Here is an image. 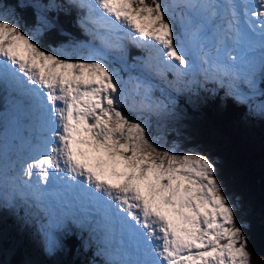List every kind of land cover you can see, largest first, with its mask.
Segmentation results:
<instances>
[{
    "label": "snow or ice",
    "instance_id": "snow-or-ice-1",
    "mask_svg": "<svg viewBox=\"0 0 264 264\" xmlns=\"http://www.w3.org/2000/svg\"><path fill=\"white\" fill-rule=\"evenodd\" d=\"M68 4L84 10L78 23L100 47L77 42L42 49L15 11L0 9V88L22 98L16 106L39 133L29 142L35 155L13 177L14 186L44 213L47 222L37 223L45 251L61 247L59 237L77 234L103 258L99 264H264L249 248L248 224L237 222L214 160L194 148L178 154L153 143L145 124L120 106H127L134 84L142 108L160 107L154 86L147 76L125 81L106 62L108 50L128 41L149 50L146 69H153L155 53V71L173 72L178 81L198 62L236 73L248 63L239 51L244 45H258L264 60V0H181L180 33L161 0ZM216 19L221 23L213 25ZM37 21L50 26L42 15ZM16 194L0 199L13 207Z\"/></svg>",
    "mask_w": 264,
    "mask_h": 264
},
{
    "label": "rangeland",
    "instance_id": "rangeland-1",
    "mask_svg": "<svg viewBox=\"0 0 264 264\" xmlns=\"http://www.w3.org/2000/svg\"><path fill=\"white\" fill-rule=\"evenodd\" d=\"M17 2V6L19 7H22V3L31 4V8L36 14V22L29 29L25 30L31 31L36 37L38 35L37 29L42 31L49 29L52 25L57 26L50 16L45 15L47 8L54 9L50 6L53 4L57 5L56 0H17ZM59 2L61 4H68V0H59ZM161 2L167 6V11L172 13V23L176 31L180 33L182 23L181 13L186 11L185 9L176 7L177 4L181 3V0H161ZM218 2H223V0H218ZM5 7L2 4V0H0V9H4ZM6 10L9 13L15 11L18 16L14 6L11 8L6 7ZM83 12L84 10L79 9L77 16L74 15L69 18L73 21L72 24H74L77 32H79V36L61 37L53 47L77 42L100 47V42L93 36L86 34L85 30L78 23ZM41 15L49 21L50 26L44 27L37 21V17ZM220 23L218 19L213 21V25ZM20 25H22L21 21ZM21 28L23 29V27ZM211 28L212 26H209L206 31L209 39L212 38ZM63 35L66 36L65 33ZM113 42L115 43V38H113ZM185 44L186 46L189 44L187 37H185ZM128 48H134L132 54L127 53ZM239 51L241 54L246 55L248 63L242 65L236 73H224L211 64L198 62L199 67L196 71L182 77L179 81L173 72L163 70L161 74L155 71L156 68L160 67L159 61L155 58V53H153L154 58L152 60L153 69H146L144 61L149 55V50L137 48L128 41H124L123 49L112 48L108 50L106 62L109 63L110 67L117 70L125 81L129 79H144L147 76L154 86L151 95L153 100L162 102L160 107H156L154 104L151 109L142 108L139 104L140 98L132 90L134 84L129 85L130 94L127 106H120L122 112H127L123 110H128V114H131V116H128L130 119L139 120L145 124L148 128L149 139L153 143L160 148H175L178 154H182L184 150L193 148L201 154H206L212 149L199 145L197 143V135L201 132L200 129L203 126L208 131L213 129L212 134L220 136L219 139L222 140L225 146L235 144L236 152L241 153L250 161L249 163L253 172L258 174L255 182L257 183V180L264 175V159L260 158L261 155L259 154L262 150L261 144L262 137L264 136V102L260 101L264 89V60H262L258 45H253L252 47L244 45ZM225 62L230 63L227 58H225ZM214 87L218 88L223 95L228 93V96L232 100L241 103L246 102L250 108L245 111V114L251 112L253 116L243 115V117L241 116L236 121L235 125L231 123L227 126L228 128L223 130L217 125L211 124L207 116L201 118L194 116L195 114H202L201 112L199 113L195 106H199L200 102L202 104L206 103L203 101L206 99V94L211 100L216 97L218 93L213 89ZM192 88H194L193 91H191ZM0 92V100H3L0 105V114H4L6 117V119L0 121V196L5 193H13L14 191L17 193L13 207L6 206L3 200L0 199V264H59L62 262L65 264H75L77 259L82 264H85L83 259H87L88 253L93 257L92 264H99V261L103 258L95 255L94 248L83 247L81 239L77 234H74L73 241L78 245L73 246L74 252L71 257L67 255L65 244V240H68L70 235L59 237L62 246L58 247L55 251H45L44 237L39 231V224L37 223L38 219L43 220L45 223L47 222L44 213L36 207L35 201L31 200L30 196L22 197L19 194V190L14 186L18 181L14 182L13 180V177L21 172L23 163L30 161L34 157L35 153L30 149L31 144L29 142L34 143L35 137L39 133L25 116L23 107L16 106V101L22 98L16 95L14 101L7 102L9 99L8 94L10 93L2 88H0ZM193 92L203 94V96L199 95L197 97L199 102L196 101V98H190ZM2 95L4 96L3 99H1ZM187 102H189L188 105H186ZM206 108L209 110V107ZM193 110L195 114H192ZM12 116L17 118L15 123L11 122ZM211 118L216 119L214 115ZM199 121L203 122L199 123ZM216 128L219 131H215ZM227 129H229L231 136L227 135ZM207 156L211 157L210 155ZM212 159L216 163L217 171H219V163H217L219 160L215 157ZM217 177L226 191V184L222 181L221 176ZM262 180H264V176ZM32 182L34 184L39 183V177L33 176ZM262 185L264 186V184ZM259 188L257 187L254 191H251L252 193L247 194L246 205H258V195L259 193L262 194ZM25 200L28 202L26 203ZM240 202L241 200L237 196L230 199V203L235 204L237 208L241 205ZM28 208L30 211L29 217L25 218L24 216L26 215L21 214L19 211L27 212ZM18 213L22 216H16ZM255 214L260 216V209ZM261 217L264 221L263 216ZM4 219H7L8 222H3ZM241 220L244 221V218L237 219V222L239 223ZM56 234L59 236V233ZM2 245L11 249L8 250L6 247H2ZM17 246L25 251L31 250L33 257L24 255L20 261L12 259L14 252L12 248H16Z\"/></svg>",
    "mask_w": 264,
    "mask_h": 264
},
{
    "label": "trees",
    "instance_id": "trees-1",
    "mask_svg": "<svg viewBox=\"0 0 264 264\" xmlns=\"http://www.w3.org/2000/svg\"><path fill=\"white\" fill-rule=\"evenodd\" d=\"M56 3L61 7L54 9L47 8V10L45 11V15L50 16L57 26L52 25V27H50L47 30L39 31L36 37L39 46L45 50L52 48L61 37L68 38L69 36H73V37L79 36L78 35L79 32H77V29L75 28L74 24H72L73 21L69 19L74 15L77 16V12L79 11V9L69 6V4H61L59 0H56ZM2 4L10 8L14 6V9L18 13V17L22 24L21 27H23V29H27V28L29 29L30 26H32L36 22L35 19L36 14L31 8L30 3H24V4L22 3V7H19L17 6L18 4L17 0H2ZM64 33L66 36L63 35ZM133 51L134 48L127 49L128 54H132ZM213 89L216 91V93H218L216 97L211 100L206 94L207 100L206 99L203 100L206 103L202 104V102H200L201 104L199 106L197 105L195 106L198 109L199 113L201 112L202 114H195L193 110L192 114H195L194 116H199L200 118L203 116H207L208 121L211 122V124L217 125L222 130L228 128L227 126L230 125L231 123L235 125L236 121H238L241 116L243 117V115L253 116L251 112H249V114H245V111L250 108L246 102L241 103L239 101L232 100L228 96V93L223 95L221 94V91L218 90V88L214 87ZM193 90L194 88L191 89V91ZM199 95L203 96L202 93L193 92L191 93L190 98H196V101L199 102V100L197 99ZM15 97H16L15 94L13 95L8 94L9 99L7 98L8 99L7 102L14 101ZM260 101L264 102V89ZM2 102L3 100H0V105L2 104ZM188 103L189 102H187L186 105H188ZM206 107H209V110H207ZM123 111H127V112H123L124 114H126V116H131V114H128V110H123ZM213 115L218 121L216 119L211 118ZM4 117L5 115L2 114V118ZM202 122L203 121H199V123ZM200 130L201 132H199V134L197 135V143L205 148L208 147L212 149L210 152H207L205 155H210L212 158L215 157L216 159L219 160L217 161V163H219L218 165L219 171H217V176L220 175L222 181L226 184V191H225L226 195H228L230 199L235 198V196H237L241 200L240 202L241 205L236 209V217L238 220H240V218L243 217L244 221L247 222L248 224V227L246 228V234L248 236V245L250 250L252 251L254 256L264 257V221L262 220L261 217L263 216L264 218V197L259 193L258 205L252 204L251 206H249L245 204L247 194L252 193L251 191H254L257 188L256 187L257 184L255 182L258 174H255L253 172V169L251 168V165L249 163L250 161L247 158H245L241 153L236 152L235 144H232V146L231 144H229V146H225L224 143H222V140L219 139L220 136H215L212 134L213 129L208 131L203 126ZM215 131H219L218 128H216ZM226 133L228 136H231L229 129L226 130ZM261 147L262 150L260 151L259 154L261 155L260 158L264 159V136L262 137ZM256 158L258 157L256 156ZM260 182H262V178ZM259 209H260V216L255 214V212H257V210ZM19 212L23 215H26L24 216L25 218L29 217V212H30L29 208L27 212H22V211ZM20 213H18V215L16 216H22L20 215ZM7 219H4L3 222H8ZM74 236H75L74 234L70 235L69 239L65 240L67 255L69 257L73 255L74 252L73 246L78 245L76 244V242L73 241ZM9 242L12 243L11 241ZM2 247L7 248V246H3V245ZM20 248L21 247L19 246H17L16 248H12L14 250L12 254L13 257L12 259H18L20 261L24 255H26L27 257H33V253L31 250L25 251ZM7 249L10 250L11 248H7ZM91 256L92 255L88 253L87 259L86 260L83 259V262L85 264H92L93 257ZM59 264H65V263L62 262ZM75 264H82V263L80 262L79 259H77L75 261Z\"/></svg>",
    "mask_w": 264,
    "mask_h": 264
},
{
    "label": "water",
    "instance_id": "water-1",
    "mask_svg": "<svg viewBox=\"0 0 264 264\" xmlns=\"http://www.w3.org/2000/svg\"><path fill=\"white\" fill-rule=\"evenodd\" d=\"M263 176H264V175H262V176L257 180V183H256V184H257V187H260L259 190H260L261 193H262L261 195H263V197H264V186H263V185H262V186L260 185V180H261V178H262ZM258 183H259V186H258ZM261 183L264 184V180H262Z\"/></svg>",
    "mask_w": 264,
    "mask_h": 264
},
{
    "label": "bare ground",
    "instance_id": "bare-ground-1",
    "mask_svg": "<svg viewBox=\"0 0 264 264\" xmlns=\"http://www.w3.org/2000/svg\"><path fill=\"white\" fill-rule=\"evenodd\" d=\"M261 183V182H260ZM262 186V184H260Z\"/></svg>",
    "mask_w": 264,
    "mask_h": 264
}]
</instances>
